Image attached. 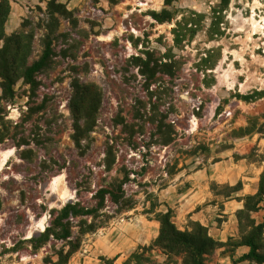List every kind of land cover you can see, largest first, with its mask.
Segmentation results:
<instances>
[{
  "label": "rangeland",
  "instance_id": "1",
  "mask_svg": "<svg viewBox=\"0 0 264 264\" xmlns=\"http://www.w3.org/2000/svg\"><path fill=\"white\" fill-rule=\"evenodd\" d=\"M10 5L0 264H124L136 253L182 264L141 249L168 212L178 229L197 222L222 242L205 264H264V0ZM101 190L115 197L104 193L100 209ZM87 209L99 210L72 213ZM251 234L262 260L225 254Z\"/></svg>",
  "mask_w": 264,
  "mask_h": 264
},
{
  "label": "trees",
  "instance_id": "2",
  "mask_svg": "<svg viewBox=\"0 0 264 264\" xmlns=\"http://www.w3.org/2000/svg\"><path fill=\"white\" fill-rule=\"evenodd\" d=\"M11 0H0V25L3 26L10 14L11 11ZM48 58V53L46 52L44 56L36 63H34L31 67H29L26 71V77L29 80V83H33V74L37 71H39L43 65L45 64L46 59ZM87 88V87H85ZM89 110L94 111L96 110V107L92 108L91 106L87 107ZM92 112H87L85 117L90 120L92 117ZM96 112V111H95ZM241 184V183H239ZM109 193L112 197H115L113 192L105 190H101L99 194V208L101 209L104 204L105 194ZM254 199V196H248L247 197V204L245 206V209L240 212V218L242 214L245 213L246 210H251L250 204L252 200ZM71 206H66L63 211L67 212V209ZM99 209H87V210H78V211H72V213L75 215L77 214H93L97 212ZM173 215L171 212L162 214L159 218V221L161 222V228L160 233L154 244H152L149 247H143L141 249L144 250H150L153 248H159L161 249L168 258L173 257H179L181 258L182 264H205L206 256H209L212 254L216 248L222 245V242H219L215 238H213L208 231V228L206 226H203L200 223L195 222L194 229L192 231H182L177 228L176 224L172 220ZM64 235L62 238H66L70 236V232L68 230H64ZM242 244H245L249 247L250 251L248 254L242 256L240 258L241 260L244 259H253V260H262L263 258L260 256V254L257 251V243L254 240V235L251 234L245 240ZM238 245H241L240 243ZM73 251H69L67 255H71ZM144 262L149 263V258H144L143 253H136L131 256V258L125 262L124 264H144ZM234 264H237V260L233 261ZM106 264H115L112 260H106Z\"/></svg>",
  "mask_w": 264,
  "mask_h": 264
},
{
  "label": "crops",
  "instance_id": "3",
  "mask_svg": "<svg viewBox=\"0 0 264 264\" xmlns=\"http://www.w3.org/2000/svg\"><path fill=\"white\" fill-rule=\"evenodd\" d=\"M231 236H232V234H231ZM226 237H228V236H226ZM220 240H224V237L223 236L220 237ZM248 252H249V249H248L247 246H245V245H239L236 248L235 251H229V252L227 251L225 254L229 255V258H231V257H236L235 254H238L239 256H242L243 254L248 253Z\"/></svg>",
  "mask_w": 264,
  "mask_h": 264
}]
</instances>
